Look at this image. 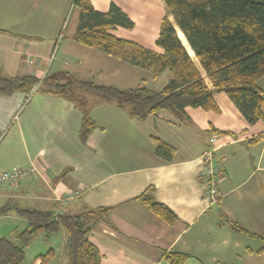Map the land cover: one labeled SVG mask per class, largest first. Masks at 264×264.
I'll return each mask as SVG.
<instances>
[{
  "label": "crops",
  "instance_id": "obj_1",
  "mask_svg": "<svg viewBox=\"0 0 264 264\" xmlns=\"http://www.w3.org/2000/svg\"><path fill=\"white\" fill-rule=\"evenodd\" d=\"M88 1L102 13L114 5L133 22L131 28L111 27L110 34L162 52L156 46L160 26L172 17L164 0ZM79 14L73 0H0V75L41 81L29 95H0V173L36 171L28 182L0 186V208L54 211L73 195L63 213L90 227L98 264H172V253L185 255L181 264H264V102L263 118L253 124L216 90L217 111L186 107L184 113L159 110L132 118L124 101L79 83L160 91L170 72L155 75L75 41ZM46 79L68 90L50 92ZM255 84L264 94V75ZM85 115L94 128L81 140ZM158 142L172 150L169 158L156 153ZM208 151L211 164L221 165L214 203L203 195ZM146 198L167 207L175 220L166 222ZM3 219L12 224L0 237L12 239L27 226L14 208L0 213ZM39 238L46 253L26 259ZM30 244L21 264H69L62 228L37 234Z\"/></svg>",
  "mask_w": 264,
  "mask_h": 264
},
{
  "label": "trees",
  "instance_id": "obj_2",
  "mask_svg": "<svg viewBox=\"0 0 264 264\" xmlns=\"http://www.w3.org/2000/svg\"><path fill=\"white\" fill-rule=\"evenodd\" d=\"M164 3L172 17L171 24L167 18L162 20L156 40V46L162 52L157 53L107 31L115 25L133 26V22L114 5L102 13L94 10L88 0H73L74 6L80 9L75 41L150 70L155 75L163 70H168L171 75L160 91L144 86L119 91L90 82L79 84L108 100L124 101L131 107L132 118L142 119L159 110L184 113L186 107L217 111L212 96V91L216 90L228 96L248 123L262 119L264 94L255 82L264 75V0H164ZM44 82L50 92L61 93L68 86L54 79ZM40 83L33 76L7 78L0 75V95L14 92L29 95ZM93 128V121L85 115L80 126V139L85 140ZM156 153L169 158L168 153L172 150L158 142ZM144 202L166 222L175 220V215L164 205L149 198ZM10 208L26 219L27 226L12 239L0 237V264H21L25 248L35 235L47 237L61 228L67 237L69 264H98L97 249L88 240L90 227H86L79 216L9 205L2 206L0 213ZM168 257L172 264H181L185 259V255L174 253Z\"/></svg>",
  "mask_w": 264,
  "mask_h": 264
},
{
  "label": "built area",
  "instance_id": "obj_3",
  "mask_svg": "<svg viewBox=\"0 0 264 264\" xmlns=\"http://www.w3.org/2000/svg\"><path fill=\"white\" fill-rule=\"evenodd\" d=\"M205 164L203 166L204 182H203V195L210 202L217 201L219 192L216 188V181L221 170V165L211 164V152L208 151L205 155ZM36 175V171L33 167L13 168L8 171L0 173V186L17 185L19 183L28 182ZM78 190L75 194H78ZM73 195L67 196L59 201L58 207L55 209L56 214H63V206L68 199Z\"/></svg>",
  "mask_w": 264,
  "mask_h": 264
},
{
  "label": "rangeland",
  "instance_id": "obj_4",
  "mask_svg": "<svg viewBox=\"0 0 264 264\" xmlns=\"http://www.w3.org/2000/svg\"><path fill=\"white\" fill-rule=\"evenodd\" d=\"M66 89V91L68 90L67 88H64ZM11 221L8 220V219H3V220H0V236H5L7 235V233L9 232V228L11 227ZM51 239H56L55 237L54 238H51ZM59 241V239H58ZM30 244V243H29ZM46 244L45 241L41 240L40 238L37 239V240H34L30 245V248H28L29 250H27V253H26V259H28V257H31V254H33L34 252H40L42 254H45L46 253V249L43 248V246Z\"/></svg>",
  "mask_w": 264,
  "mask_h": 264
},
{
  "label": "water",
  "instance_id": "obj_5",
  "mask_svg": "<svg viewBox=\"0 0 264 264\" xmlns=\"http://www.w3.org/2000/svg\"><path fill=\"white\" fill-rule=\"evenodd\" d=\"M173 27V26H172ZM173 29H174V27H173ZM175 30V29H174ZM180 39V38H179ZM181 40V39H180ZM183 44V43H182ZM184 45V44H183ZM186 48V47H185ZM187 50V49H186ZM189 54V53H188Z\"/></svg>",
  "mask_w": 264,
  "mask_h": 264
}]
</instances>
